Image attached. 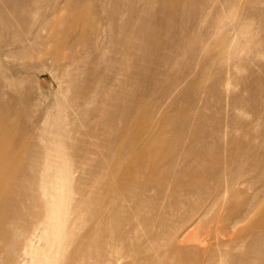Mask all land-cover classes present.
I'll list each match as a JSON object with an SVG mask.
<instances>
[{"label":"rangeland","instance_id":"rangeland-1","mask_svg":"<svg viewBox=\"0 0 264 264\" xmlns=\"http://www.w3.org/2000/svg\"><path fill=\"white\" fill-rule=\"evenodd\" d=\"M0 264H264V0H0Z\"/></svg>","mask_w":264,"mask_h":264},{"label":"bare ground","instance_id":"bare-ground-1","mask_svg":"<svg viewBox=\"0 0 264 264\" xmlns=\"http://www.w3.org/2000/svg\"><path fill=\"white\" fill-rule=\"evenodd\" d=\"M6 97V96H5ZM213 204H211V206L209 207V210H211L213 208ZM55 229V228H54ZM45 246V245H44ZM53 256V255H52Z\"/></svg>","mask_w":264,"mask_h":264}]
</instances>
